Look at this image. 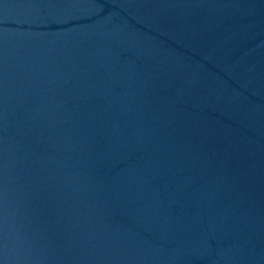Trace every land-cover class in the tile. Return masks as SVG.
I'll list each match as a JSON object with an SVG mask.
<instances>
[{"label":"water","instance_id":"water-1","mask_svg":"<svg viewBox=\"0 0 264 264\" xmlns=\"http://www.w3.org/2000/svg\"><path fill=\"white\" fill-rule=\"evenodd\" d=\"M264 144V0H0V264H154Z\"/></svg>","mask_w":264,"mask_h":264}]
</instances>
